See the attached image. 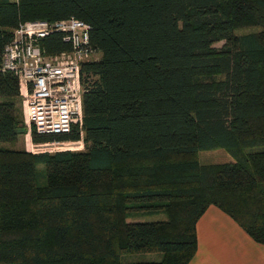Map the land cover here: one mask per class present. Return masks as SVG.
Wrapping results in <instances>:
<instances>
[{
    "label": "trees",
    "instance_id": "1",
    "mask_svg": "<svg viewBox=\"0 0 264 264\" xmlns=\"http://www.w3.org/2000/svg\"><path fill=\"white\" fill-rule=\"evenodd\" d=\"M70 16L101 53L81 64L82 134L30 136L83 149L29 151L3 48L21 21ZM215 148L234 160L199 162ZM210 205L264 244V0H0V264H188Z\"/></svg>",
    "mask_w": 264,
    "mask_h": 264
},
{
    "label": "built area",
    "instance_id": "2",
    "mask_svg": "<svg viewBox=\"0 0 264 264\" xmlns=\"http://www.w3.org/2000/svg\"><path fill=\"white\" fill-rule=\"evenodd\" d=\"M55 33L69 49L46 54L39 41ZM12 36L3 48L1 70L17 77L26 135L31 140L32 128L39 134L69 133L74 129L82 134L81 64L101 55L90 43V25L74 16L54 21L32 19L19 22ZM76 142L82 141H31L41 148L49 143Z\"/></svg>",
    "mask_w": 264,
    "mask_h": 264
},
{
    "label": "crops",
    "instance_id": "3",
    "mask_svg": "<svg viewBox=\"0 0 264 264\" xmlns=\"http://www.w3.org/2000/svg\"><path fill=\"white\" fill-rule=\"evenodd\" d=\"M197 249L188 264H264V244L210 205L196 222Z\"/></svg>",
    "mask_w": 264,
    "mask_h": 264
},
{
    "label": "rangeland",
    "instance_id": "4",
    "mask_svg": "<svg viewBox=\"0 0 264 264\" xmlns=\"http://www.w3.org/2000/svg\"><path fill=\"white\" fill-rule=\"evenodd\" d=\"M255 29L256 27H246V28H239L236 29L235 32L236 33H242V32H246L250 29ZM223 42H217L215 43V46H220ZM25 124V123H24ZM26 126V125H25ZM28 144V145H27ZM19 146H22L24 148H26L27 150L30 151H56V150H66V149H70V150H80L83 149V142H76L75 144H63V143H58V144H54V145H50L45 147V148H41V147H36L35 145H33L31 143L30 137L27 136L26 134L23 136V138L21 139V141L18 144ZM198 160L200 163H222V162H229V161H233L234 157L225 149L223 148H215V149H207V150H202L200 152H198ZM43 165L39 164L38 168L41 169ZM39 180H41V176L38 177ZM165 216L162 214H156V215H145V216H136V215H132L129 216L127 219L128 220H139V221H151V220H156V219H161L164 218ZM157 254L155 253H130V254H126L122 256V259L124 261H143V260H148V259H154L157 258Z\"/></svg>",
    "mask_w": 264,
    "mask_h": 264
},
{
    "label": "bare ground",
    "instance_id": "5",
    "mask_svg": "<svg viewBox=\"0 0 264 264\" xmlns=\"http://www.w3.org/2000/svg\"><path fill=\"white\" fill-rule=\"evenodd\" d=\"M50 145H54V144H52V143H49Z\"/></svg>",
    "mask_w": 264,
    "mask_h": 264
}]
</instances>
